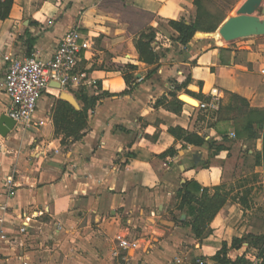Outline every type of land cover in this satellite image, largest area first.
Instances as JSON below:
<instances>
[{
	"label": "crops",
	"instance_id": "crops-1",
	"mask_svg": "<svg viewBox=\"0 0 264 264\" xmlns=\"http://www.w3.org/2000/svg\"><path fill=\"white\" fill-rule=\"evenodd\" d=\"M195 1L14 0L9 17L0 20V115L10 107L3 84L12 57L38 51L49 59L74 26L89 48L81 63L85 84L63 90L51 82L39 99L34 121L44 124L16 123L0 134V199H6L10 177L15 191L8 211H0V232L7 235L0 238V264H23V257L28 264H221L214 256L225 243L231 261L264 257L258 246L264 239V174L258 170L264 166V127L255 123L253 137L236 134L252 111L264 114V35L223 41L216 32L246 0H229L221 15L211 0H201L206 10L199 15ZM263 6L261 0L254 12L261 19ZM182 19L198 26L186 44L169 24ZM145 31L155 34L153 46L162 54L155 64L140 61L135 47ZM128 64L136 68L127 70ZM214 88L223 95L218 114L179 95L200 102ZM82 92L98 100L85 135L63 144L53 109L57 99L81 109ZM186 131L205 143H188ZM212 142L224 148L217 152ZM237 143L254 146L248 152L257 170L249 187L234 193L229 186ZM171 148L175 153L164 156ZM187 182L206 190L180 205L178 192ZM214 197L223 204L199 237L193 222L205 208L202 200ZM22 211L34 216L28 235L19 230Z\"/></svg>",
	"mask_w": 264,
	"mask_h": 264
},
{
	"label": "built area",
	"instance_id": "built-area-1",
	"mask_svg": "<svg viewBox=\"0 0 264 264\" xmlns=\"http://www.w3.org/2000/svg\"><path fill=\"white\" fill-rule=\"evenodd\" d=\"M87 48H89V39L78 26H74L68 29L49 59L42 58L38 51H32L22 57H12L9 60L3 84V89L10 98L8 115L24 127L44 124V121H34L39 99L49 89L51 82L59 83L63 90L85 84L87 75L81 71V63ZM90 82L94 86L97 84L94 78ZM222 100L221 91L214 88L209 98L200 101L197 107L206 113L218 114ZM230 136L236 137L235 132H232ZM13 186L11 177L5 180L6 199H0L2 212L8 211V199L15 193ZM32 215L33 213L29 211H22L19 214L22 222L19 229L21 234H29V221L34 217ZM3 220L0 218V222ZM0 238L5 239L7 235L1 231ZM21 260L23 264H28L26 257ZM197 264H205V262L198 259ZM241 264H264V257L255 254Z\"/></svg>",
	"mask_w": 264,
	"mask_h": 264
},
{
	"label": "trees",
	"instance_id": "trees-1",
	"mask_svg": "<svg viewBox=\"0 0 264 264\" xmlns=\"http://www.w3.org/2000/svg\"><path fill=\"white\" fill-rule=\"evenodd\" d=\"M199 15L205 12L206 7L202 4L201 0L195 1ZM14 0H0V20H4L9 17ZM169 24L179 32V41L183 44L188 43L195 35L197 31V23L193 21L182 20H170ZM155 39V34L152 31H145L135 40V47L139 54V60L147 64H155L158 62L162 54L158 53L153 46V41ZM32 44L29 46L31 51ZM127 70H134L136 65L128 64L126 65ZM125 74V73H124ZM125 79L128 80V75H124ZM79 98L84 102V106L81 109H76L71 103L64 99H57L55 107L53 109V122L55 127V134L57 136H62L61 142L66 144L70 139L73 141L81 139L86 132L88 127V112L89 109L93 108L98 100L97 95H88L82 92ZM235 100H242L237 95H233ZM176 101L181 103L180 99L176 97ZM264 127V114L260 111H252V113L247 118L243 130H237L236 134L239 137H253L256 134L254 124ZM184 131V130H183ZM171 132L176 134L175 129L171 128ZM185 140L188 143L201 146L205 143V139L197 133L185 132ZM211 148H215V151H220L224 147L223 145H215L213 142L210 143ZM175 153L174 149H169L163 155ZM202 190L201 187L195 182H187L179 190L178 195L181 197V204H191L195 200V193ZM202 205L205 207L201 214L196 216L193 222V230L197 236H202L204 228L206 226L207 220L211 219L213 215L221 208L223 201L218 197L213 199L206 198L205 201L202 200ZM238 239H235V241ZM260 245L261 254L264 256V239L261 238ZM229 248L225 243L223 247L214 256V260L220 262L221 264H241V260L231 261L227 254Z\"/></svg>",
	"mask_w": 264,
	"mask_h": 264
},
{
	"label": "water",
	"instance_id": "water-1",
	"mask_svg": "<svg viewBox=\"0 0 264 264\" xmlns=\"http://www.w3.org/2000/svg\"><path fill=\"white\" fill-rule=\"evenodd\" d=\"M260 2L261 0H249L239 9L237 15L228 18L218 30L221 37L225 41L231 42L241 38L264 35V19H261L260 16L254 14L257 5ZM261 13L264 15V6ZM57 87L62 89L60 84H58ZM62 97L67 99L70 96L63 91ZM15 125L16 121L8 114L4 113L0 115L1 135L6 136L11 130H13Z\"/></svg>",
	"mask_w": 264,
	"mask_h": 264
},
{
	"label": "rangeland",
	"instance_id": "rangeland-1",
	"mask_svg": "<svg viewBox=\"0 0 264 264\" xmlns=\"http://www.w3.org/2000/svg\"><path fill=\"white\" fill-rule=\"evenodd\" d=\"M248 1L249 0H246L244 4H246ZM227 2H229V0L228 1L227 0H211L209 2V6H211L214 9L215 15H221L222 11L226 10V8H228L229 6L228 5L229 3ZM180 97L182 98V93H180ZM253 147L254 146L252 144H249L246 148H243L237 143L236 148H234L235 150L232 153V159H231V171L234 174L233 178L235 179V181L233 182V184L229 186L231 187V192L233 191L235 193L236 189H239L243 186L249 187L248 185L251 184L253 181L252 177L254 173H256L255 171L257 170V168L255 167L256 158L254 156H251L248 152V149L253 148ZM258 170L260 171L261 174H264L263 173L264 166L261 167L260 169L258 168ZM260 181H262V179H260ZM261 185H263V182H261ZM29 243H31V246H36L34 244L36 242L33 239L30 240ZM30 248L32 250L35 249V247L34 248L30 247Z\"/></svg>",
	"mask_w": 264,
	"mask_h": 264
},
{
	"label": "bare ground",
	"instance_id": "bare-ground-1",
	"mask_svg": "<svg viewBox=\"0 0 264 264\" xmlns=\"http://www.w3.org/2000/svg\"><path fill=\"white\" fill-rule=\"evenodd\" d=\"M217 36L220 37L221 35L218 33V31L216 32ZM222 38V37H221ZM223 39V38H222ZM224 40V39H223ZM180 95V94H179ZM182 99L189 102L190 104L194 105V106H198L199 105V101L193 97H191L190 95L187 94H183Z\"/></svg>",
	"mask_w": 264,
	"mask_h": 264
}]
</instances>
